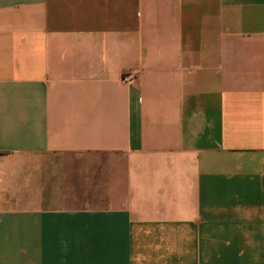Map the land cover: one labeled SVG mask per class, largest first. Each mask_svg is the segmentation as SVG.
Listing matches in <instances>:
<instances>
[{
	"label": "crops",
	"instance_id": "1",
	"mask_svg": "<svg viewBox=\"0 0 264 264\" xmlns=\"http://www.w3.org/2000/svg\"><path fill=\"white\" fill-rule=\"evenodd\" d=\"M0 264H264V0H0Z\"/></svg>",
	"mask_w": 264,
	"mask_h": 264
},
{
	"label": "built area",
	"instance_id": "2",
	"mask_svg": "<svg viewBox=\"0 0 264 264\" xmlns=\"http://www.w3.org/2000/svg\"><path fill=\"white\" fill-rule=\"evenodd\" d=\"M123 79L124 80H128L129 79V75H127V74L123 75Z\"/></svg>",
	"mask_w": 264,
	"mask_h": 264
}]
</instances>
